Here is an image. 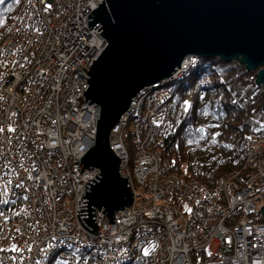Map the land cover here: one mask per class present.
Returning a JSON list of instances; mask_svg holds the SVG:
<instances>
[{
  "label": "built area",
  "instance_id": "obj_1",
  "mask_svg": "<svg viewBox=\"0 0 264 264\" xmlns=\"http://www.w3.org/2000/svg\"><path fill=\"white\" fill-rule=\"evenodd\" d=\"M19 1L20 8L15 17L0 32V129H3L0 153L15 169L11 174L12 189L3 198L9 200V206L12 201L18 205L26 195L30 203L19 204L12 214V209L7 210L4 205H0V209L12 218L11 221H21L29 228L26 229L28 234L23 235L25 228L20 226L19 229L12 224V235L0 237V248L15 245L20 249L19 252H0L4 264H46L53 256L70 264H85V261L86 264H125L141 244L142 251L150 245L154 247V251L152 249L145 257L148 264H197V255L213 250L217 252L220 264H264V218L261 213L264 206V148L258 144L260 135L252 136L245 147L251 156L246 158L242 168L245 167L248 174L255 169L251 176L239 177V171H234L211 188L200 180H187L174 173L165 174L166 181L160 183L153 178L161 158L150 148L154 141L173 129L171 92L160 88L195 66L196 57L187 59L172 77L143 89L110 136V143H118L121 154L126 156L131 148L124 141L121 125H129L133 112L143 111L142 126L151 132L140 130L135 120L131 122L133 135L137 137L135 152L144 143L131 169L141 183H146L145 188L154 186L159 188V195L169 194L171 203L165 201L161 205L149 197L145 189L152 206L147 208L146 203L141 202L138 206L134 204L133 209L124 208L118 212L114 224L97 217L98 225H105L103 230H97V234L84 228L79 211L76 214L77 194L81 195L78 203V210H81L86 183L98 172L84 168L81 173L79 170L83 157L80 155L94 142L97 119L96 109L88 105L83 94L89 87L87 71L106 45L105 39L98 37L101 26L90 29L88 15L103 0ZM49 60L56 61L57 65L47 62ZM45 82L53 88L44 90ZM141 96L147 100L142 98L136 104ZM13 115H16L15 119ZM155 116H158L160 126L151 121ZM19 118L24 119L23 126L18 125ZM15 120L18 123L13 125ZM10 128L14 131H9ZM118 131L119 135L116 134ZM132 131L125 130V137ZM16 136L20 138L34 173L21 167L13 158V146L18 143ZM89 139L90 143L85 145ZM149 139L151 141L147 142ZM42 145L44 149H41ZM32 155L39 164L30 158ZM149 163L155 167L147 166ZM124 176L132 177L129 173ZM15 180L16 183L23 181L25 191L14 187ZM32 181L37 184L36 193ZM166 182L172 186L170 192L173 194L165 193ZM181 185H185V192L180 191V196ZM30 190L40 199L32 201ZM202 197L208 198L203 201ZM42 205L50 217L36 216V210ZM127 212L131 213L134 222H125L127 219L123 214ZM56 216L57 220H52ZM5 223L4 217H0L2 233L10 225ZM138 237L140 241L135 242ZM143 241L145 243H141ZM215 242L217 249L212 248ZM12 256L17 260L9 259Z\"/></svg>",
  "mask_w": 264,
  "mask_h": 264
},
{
  "label": "water",
  "instance_id": "obj_2",
  "mask_svg": "<svg viewBox=\"0 0 264 264\" xmlns=\"http://www.w3.org/2000/svg\"><path fill=\"white\" fill-rule=\"evenodd\" d=\"M90 29L106 45L88 72L84 91L97 111L94 145L79 170L99 169L86 183L79 219L98 233L95 208L113 222L134 202L120 171L121 159L110 147L112 130L146 87L166 80L191 57L235 61L249 71L260 67L264 84V0H103L89 15ZM264 110V103H263ZM264 218V206L261 208Z\"/></svg>",
  "mask_w": 264,
  "mask_h": 264
},
{
  "label": "trees",
  "instance_id": "obj_3",
  "mask_svg": "<svg viewBox=\"0 0 264 264\" xmlns=\"http://www.w3.org/2000/svg\"><path fill=\"white\" fill-rule=\"evenodd\" d=\"M19 8V0L0 4V19L4 21L0 30ZM169 89L173 129L153 148L173 172L215 187L225 175L243 167L247 141L264 135V87L255 83L254 71L238 62L201 58L194 69L171 82ZM4 206L11 212L19 208L15 203ZM58 262L70 264L55 256L47 264ZM196 263L208 264V257L197 255ZM125 264H147L141 247Z\"/></svg>",
  "mask_w": 264,
  "mask_h": 264
},
{
  "label": "rangeland",
  "instance_id": "obj_4",
  "mask_svg": "<svg viewBox=\"0 0 264 264\" xmlns=\"http://www.w3.org/2000/svg\"><path fill=\"white\" fill-rule=\"evenodd\" d=\"M7 27V26H6ZM5 27V28H6ZM5 28L4 29H2V30H0V32L1 31H3V30H5ZM47 62H52V64L54 65V66H56L57 65V63H56V61H53V60H49V61H47ZM231 62H233V61H231ZM263 67V66H262ZM262 67H260V68H258V69H256V70H254V73H255V75H256V73H257V71L258 70H260ZM48 78V77H47ZM51 79V78H50ZM256 79V78H255ZM255 83H256V81H255ZM260 86H262V87H264V84L263 85H260ZM51 88V84L49 83V82H45L44 83V85H43V89L44 90H48V89H50ZM52 88H53V86H52ZM51 88V89H52ZM160 89H162V90H164V91H166V90H169V86H168V83H165ZM35 90V89H34ZM142 98H144V100L146 101L147 100V97H143V96H141L139 99H138V101H137V103L136 104H138L140 101H142L143 99ZM149 102H150V100H148ZM133 102V101H132ZM46 108V107H45ZM141 112L143 113V111L141 110ZM142 113H140V111H137V112H133L132 114V116L130 117V119H132V123H134L135 121L137 122V124H138V126H139V128H140V130L141 129H145V130H147V131H149V132H151L150 131V129L149 128H144V126H142L143 125V122H141V116H142ZM144 114V113H143ZM16 115H13V118L15 119L16 117H15ZM13 119V120H14ZM96 121H97V119H95ZM95 120H94V122H95ZM128 120H129V118H128ZM135 120V121H134ZM151 121L153 122V124H155V125H158V126H160L159 124H157V123H159L158 121H159V118H158V116H155V117H153L152 119H151ZM155 121V122H154ZM131 122L130 123H128L129 125H124V124H122L121 125V130L122 131H124V134H123V138H124V141H125V143L127 144V145H129L130 146V148H131V151H127V158H126V156H124L123 154H121V152L120 151H114V153L116 154V156H118L120 159H121V162H120V165H123L125 162H127V167L125 168V171L123 172V176L124 175H127L128 173L129 174H131V176L132 177H129L128 176V182L130 183V186H131V188H132V191H133V193H134V202H133V204L130 206V207H126V208H131V207H133L134 206V204L136 205V206H138L139 205V203H141V202H143V204H145L146 203V205H147V208L148 207H150V206H152V204H150V202L151 201H148V197L146 196V194L145 193H148V194H150V196L149 197H151V198H155V201H157V202H159L161 205H164L165 204V201L167 202V203H171L170 201H169V199H168V196H169V194H167V195H159V192H160V190H159V188L158 187H150V188H145V184L146 183H141L140 182V179H137L138 178V176L137 175H133V171H132V169H131V164H133V162H134V159L136 160L140 155H139V150H141V148H142V150H143V147H144V143L142 142L140 145H139V149H138V151H136L135 152V149L137 148V146H136V144H137V137H136V135H133V131H132V125L133 124H131ZM18 123V120H15V123H13V125H15V124H17ZM23 124H24V119H20L19 118V126H23ZM125 130H131L132 131V133H130V135L128 136V137H125ZM110 136H112V134H110ZM167 136V135H166ZM260 136L261 137H257V139H258V144L260 145V147H262V148H264L263 147V142H264V135H261L260 134ZM263 136V137H262ZM17 137V136H16ZM15 137V138H16ZM18 139L16 140V141H18V143H15V146H13V149H14V152H13V154L15 155V157H13L15 160H16V162L18 163V164H22L23 166H25V167H27V169L28 170H30V171H32V169H31V163H29V158L28 159H26V151L24 150V147L20 144V141H19V137H17ZM110 140V139H109ZM151 141V139H149L147 142H150ZM1 142V141H0ZM131 142V143H130ZM155 142L156 141H154L153 142V144H152V148H150V151H153V152H155V155H159L160 156V158H161V160H160V162L158 163V166L157 167H155L152 163H149L147 166H150V167H152V165H153V168L155 167V172H153V174L155 175L153 178H155L156 177V180H157V182L158 183H160V182H163L164 180L166 181V179H167V177H166V175L165 174H167V175H170V174H172V173H174V174H176V175H178V177H183V178H185V179H187V180H190L191 178H186V177H184V176H182V175H180V174H177V173H175V172H173L172 171V169H171V167H170V165H169V163L164 159V157L162 156V154L159 152V151H157V150H155L153 147H154V144H155ZM5 143V142H4ZM109 143H110V141H109ZM18 145V146H17ZM246 145H247V143H246ZM111 146V145H110ZM42 148L41 149H44V145H42L41 146ZM246 147V146H245ZM111 148H112V146H111ZM113 149V148H112ZM49 150V149H48ZM149 150V149H148ZM123 151H124V149H123ZM146 151H147V149H146ZM42 152V151H41ZM35 153V152H34ZM33 153V154H34ZM144 153V152H143ZM244 154H245V158H244V163H243V165L245 164V162H246V158L247 159H249V156H251V153L250 152H246V150H245V152H244ZM141 157H142V155H141ZM140 157V158H141ZM30 158H32V159H35V155L33 156H30ZM258 158H260L259 156H258ZM26 159V160H25ZM35 161H37L38 163H36V164H39V161L38 160H36L35 159ZM161 161H162V163H161ZM251 164V163H250ZM251 166H252V164H251ZM35 167V166H34ZM140 168V167H139ZM156 168H159V170H157ZM245 168V167H244ZM244 168H241V169H235V171H239L238 173H239V177H241V176H243V175H247L248 174V172L249 171H245L244 170ZM121 169V168H120ZM124 170V169H123ZM255 170V169H254ZM254 170L253 171H251L248 175H247V177L248 176H251V173H253L254 172ZM34 171V170H33ZM31 172V173H34V172ZM129 171V172H128ZM156 171H158L159 172V174H157L156 175ZM98 173H99V170H98ZM122 173V172H121ZM163 173V174H162ZM263 174H264V171H263ZM125 178H126V176H124ZM238 177V178H239ZM32 178H34V176H32ZM193 179V178H192ZM71 180V178H69V181ZM156 180H155V182H156ZM248 181V180H247ZM15 183H16V180L14 181V185H15ZM204 183V182H203ZM32 184H33V192L34 193H36V191H35V188L37 187L36 185V183H35V181H32ZM161 184H164V183H161ZM206 184V183H205ZM166 185H167V187H166V189H165V193H170V194H173V193H171L170 191H171V189H172V186L171 187H169V184L166 182ZM208 185V184H207ZM184 187H185V185H181L180 186V189H179V195H180V191H184ZM208 187L209 188H211L209 185H208ZM22 190H24L25 191V188H21ZM146 189V190H145ZM176 189H177V187H176ZM144 190H145V193H144ZM178 190V189H177ZM176 191V190H175ZM219 191H221V190H219ZM30 197H31V200L32 201H34L35 202V199L36 200H38V199H40L39 197H35V195L32 193V191L30 190ZM78 192V191H77ZM185 192V191H184ZM202 192V191H201ZM201 192H200V195H201ZM161 193V192H160ZM176 194H178V193H176ZM49 195H50V193H49ZM187 195V194H186ZM181 196V195H180ZM51 197V196H50ZM77 197H78V199H77V209H76V214H77V211H78V208H79V201H80V198H81V195H78L77 194ZM204 197V196H203ZM202 197V198H203ZM52 198V197H51ZM201 198V199H202ZM206 198H208V197H206ZM206 198H203L202 200L203 201H205L206 200ZM142 200V201H141ZM30 203V199H27V200H24V199H21V201H19L17 204L19 205V204H25V203ZM15 203V202H14ZM42 203V202H41ZM156 203V202H155ZM38 204H39V202H38ZM149 205V206H148ZM153 206H155V204L153 205ZM131 209H133V208H131ZM16 210H14L13 212H10V214H12V213H14ZM37 212H36V216L37 215H39V216H48V217H50V213H49V211L47 210L46 211V208H45V206L44 205H42L41 206V208L39 209V210H36ZM117 216H119V214H118V212L116 213V215H115V218H117ZM57 216L54 218V219H52V220H57ZM11 217L10 216H8V220L6 221V223L7 224H10V225H8L7 226V228H6V231H4V233H2L1 235H0V237L1 238H4L3 236H8L9 234H11V233H13L12 232V224H14V225H16L17 226V228L19 227V229H20V226H23V228H25V230H24V234L23 235H25V234H28L27 233V231H26V229H28L29 228V226L28 225H22V222L21 221H11ZM96 219H97V216H96ZM96 222L99 224V221H98V219L96 220ZM5 223V224H6ZM15 226V227H16ZM104 224H100L99 225V228L100 229H104ZM12 227V228H11ZM83 228V227H82ZM85 228V227H84ZM12 235V234H11ZM22 235V236H23ZM32 236H34V235H32ZM17 237H19V235H17ZM21 237V236H20ZM38 240V239H37ZM135 242H139L140 241V237H138V238H136L135 240H134ZM141 243H145L144 241L143 242H141ZM148 245H150V244H148ZM216 247V249H217V243L215 242V244L214 245H212V248L213 247ZM149 249H153L152 250V252L154 251V247H153V245H150V248ZM142 251V250H141ZM210 251H212L211 249H210ZM143 253H142V255L144 254V251H142ZM205 255L208 257V264H220V259H219V256L217 255V252H215L214 250L212 251V252H208V253H205ZM144 256V255H143ZM146 256H144V258H145ZM145 261H146V259H145ZM146 263H147V261H146ZM148 264V263H147Z\"/></svg>",
  "mask_w": 264,
  "mask_h": 264
},
{
  "label": "snow or ice",
  "instance_id": "obj_5",
  "mask_svg": "<svg viewBox=\"0 0 264 264\" xmlns=\"http://www.w3.org/2000/svg\"><path fill=\"white\" fill-rule=\"evenodd\" d=\"M3 3H4V0H0V4H3ZM3 23H4V21L2 19H0V26H2ZM234 103H235V101H234ZM185 104H187V102H185ZM185 110H187V109H185ZM2 131H3V129H0V132H2ZM9 131H14V129L10 128ZM22 166L23 165L21 164V167ZM5 169H7V171H5ZM13 173H15V169H13L11 167V161L7 160L3 156V153H0V205H5V204L9 203V200L4 199L3 197H6L9 193V191L12 189L13 180L11 179V174H13ZM28 178L31 179V176L29 175ZM14 187L16 189L24 188L23 181H19V182L15 183ZM23 199L27 200L28 197L25 195L23 197ZM12 202L14 203L15 201H12ZM0 217H4L5 222L8 220V217L5 216L4 211L2 209H0ZM17 231H19V229H17ZM2 232H3V229L0 228V234H2ZM53 239H55V238L53 237ZM51 246L52 245H49V247H51ZM151 250L152 249L145 248L144 249V256H147ZM6 251L19 252L20 249H18L15 245H13L9 249L0 248V252H6ZM9 259L16 261L17 257L12 256V257H9ZM0 264H4V258H2V257H0ZM37 264H39V262H37ZM58 264H59V262H58ZM85 264H86V261H85Z\"/></svg>",
  "mask_w": 264,
  "mask_h": 264
},
{
  "label": "bare ground",
  "instance_id": "obj_6",
  "mask_svg": "<svg viewBox=\"0 0 264 264\" xmlns=\"http://www.w3.org/2000/svg\"><path fill=\"white\" fill-rule=\"evenodd\" d=\"M133 107H136V106L134 105ZM133 107H132V108H133ZM137 107H138V106H137ZM92 119H93V117H92ZM116 134L119 135V134H120V131H118ZM90 141H91V139H89V141H87V142L85 143V145L88 144V143H90ZM93 145H94V142H93V144H92L90 147H92ZM110 145L113 147V149L111 148L113 151H120V147H119L118 143H113V142H112V143H110ZM111 146H110V147H111ZM88 150H89V149H88ZM88 150H87V151H88ZM87 151H86V152H87ZM86 152H84V153H86ZM84 153H82V155H80V157L83 156ZM125 163H127V162H125ZM125 163H124L123 165H120V168H121L120 171H121V172H122L123 168H124L125 166H127V165H125ZM85 169H88V168H85ZM94 170L98 172L99 169H98V168H95ZM121 175H122V173H121ZM122 176H123V175H122ZM123 177H124V176H123ZM83 180L85 181L86 178H84ZM129 207H130V206H129ZM95 214H96L97 217H100V219H104V218H106V219L109 220V218L107 217V215H106L105 213H103L101 210L97 209V208H95ZM123 216L126 217V219H127V220L125 221L126 223H132V222L135 221L134 218L131 216V213H130V212H129V213L127 212V214H123ZM114 220H115V218H114ZM114 222H115V221H113V222H111V223L114 224ZM153 239L156 240L155 237H154ZM154 242H155V241H154ZM140 247L142 248L143 245L141 244Z\"/></svg>",
  "mask_w": 264,
  "mask_h": 264
}]
</instances>
